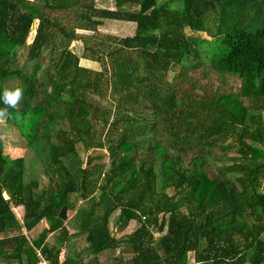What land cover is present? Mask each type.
<instances>
[{"label": "trees", "instance_id": "trees-1", "mask_svg": "<svg viewBox=\"0 0 264 264\" xmlns=\"http://www.w3.org/2000/svg\"><path fill=\"white\" fill-rule=\"evenodd\" d=\"M112 1L0 0V264H264V0Z\"/></svg>", "mask_w": 264, "mask_h": 264}, {"label": "rangeland", "instance_id": "rangeland-1", "mask_svg": "<svg viewBox=\"0 0 264 264\" xmlns=\"http://www.w3.org/2000/svg\"><path fill=\"white\" fill-rule=\"evenodd\" d=\"M98 3L101 5V6H105V7H108V8H113V1L112 0H105L104 4L101 3V0H97ZM106 31H108L109 28H104ZM34 33V29H33V32L32 34ZM30 36L29 40H28V43H30V41L32 40V35ZM200 36L202 37H205L204 34H200ZM73 47V46H72ZM73 50H75V48L73 47ZM229 83L230 85L234 86L233 89L237 88L238 87V81H234V79H230L229 80ZM212 85H214V87H217L219 85V81H218V78L217 77H214L212 83ZM211 85V86H212ZM2 122V121H1ZM5 130V129H4ZM4 133H6V149L8 151V153L13 156V157H16L18 155H23V152L24 150L22 151L20 148L21 147H14V145L18 142V137H17V134L15 133L14 129H6L4 131ZM8 138V139H7ZM20 146H23V143H20L18 142ZM17 143V144H18ZM46 181L47 179L41 175L40 176V185L42 187V189L45 187V184H46ZM13 212L15 213V215L20 218L22 217L23 215V209L22 208H19V209H13ZM73 215L72 212H69L67 211V220L65 221V223H67V221L71 218V216ZM116 221H117V213H114L110 219V228H111V232L112 234L115 236V237H120L121 235H123L124 233H128V232H131L132 230H134V228L136 227L135 223H132L130 222L129 224H127L124 229H122V232H117L116 231ZM68 226V229H69V232L72 234V233H75V230L72 229L71 227V223L68 222L67 223ZM48 227V223L46 221H42L33 231L31 232H26L24 231L23 233L27 236V238L30 240V241H33L35 239L38 238V235L41 233V231L45 228ZM2 235H0L1 237ZM58 236V233L57 234H52L48 237L47 241L50 243V244H54L55 241H56V238ZM74 244V246H70ZM85 247V242L84 240L79 237L78 239L75 237V238H72L69 242V249L67 250H63L62 252V257L65 255V254H68V251L71 250L72 252V249H76L77 251H80V250H83ZM65 253V254H64ZM85 257V256H84ZM189 262L192 263L193 262V253L189 254ZM11 264H17L16 262H11ZM40 264V263H39Z\"/></svg>", "mask_w": 264, "mask_h": 264}, {"label": "clouds", "instance_id": "clouds-1", "mask_svg": "<svg viewBox=\"0 0 264 264\" xmlns=\"http://www.w3.org/2000/svg\"><path fill=\"white\" fill-rule=\"evenodd\" d=\"M24 90L22 87L5 88L2 97L3 104L6 105L4 109H0V120H4L9 116L8 108H17L20 101L23 99Z\"/></svg>", "mask_w": 264, "mask_h": 264}, {"label": "water", "instance_id": "water-1", "mask_svg": "<svg viewBox=\"0 0 264 264\" xmlns=\"http://www.w3.org/2000/svg\"><path fill=\"white\" fill-rule=\"evenodd\" d=\"M58 217L62 221H66L67 220V207L66 206H63L60 209Z\"/></svg>", "mask_w": 264, "mask_h": 264}, {"label": "built area", "instance_id": "built-area-1", "mask_svg": "<svg viewBox=\"0 0 264 264\" xmlns=\"http://www.w3.org/2000/svg\"><path fill=\"white\" fill-rule=\"evenodd\" d=\"M38 256L40 258V264H48L45 260V258L42 257V255L38 252Z\"/></svg>", "mask_w": 264, "mask_h": 264}]
</instances>
